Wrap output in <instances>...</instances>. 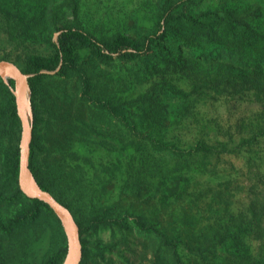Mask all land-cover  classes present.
I'll list each match as a JSON object with an SVG mask.
<instances>
[{"label": "rangeland", "instance_id": "374dc122", "mask_svg": "<svg viewBox=\"0 0 264 264\" xmlns=\"http://www.w3.org/2000/svg\"><path fill=\"white\" fill-rule=\"evenodd\" d=\"M78 1L76 19L71 14L73 0H0V61L12 62L23 71L29 55H52L66 24L81 23L102 38L118 32L145 36L156 29L163 6L180 0ZM248 5L250 15H258L252 23L264 26V0L186 1L175 13L206 19L210 12L223 15L226 7L244 10ZM167 48L177 47L162 40L154 52L131 60H100L85 48L67 75L43 72L34 95L27 81L23 87L36 137L33 169L75 212L88 250L79 264H159L155 234L138 231L135 219L152 226L153 232L183 224L186 234L198 238L209 222L206 216L225 208L224 196L220 203L214 200L227 180L235 205L254 200L249 192L264 191V177L259 182L255 174L264 172V137H260L237 154L225 152L221 158L199 161L185 157L191 168L183 181L188 192H167L165 184L180 173L182 161L141 135L148 126L141 121L148 105L177 110L173 89L176 84L185 87L183 80H176L179 73L167 68ZM15 86L13 77L0 75V110L4 111L0 114V220L4 222L27 205L15 193L10 171L9 157L23 142L22 125L11 114L12 106L16 107ZM259 114H264V106L253 100L228 109L226 118L234 123L240 115L257 120ZM199 163L205 173L195 170ZM197 211L205 219L191 215ZM180 212L188 217H175ZM60 222L43 209L9 231L0 229V264H44L48 255L67 246L64 264L70 246Z\"/></svg>", "mask_w": 264, "mask_h": 264}, {"label": "trees", "instance_id": "16d2710c", "mask_svg": "<svg viewBox=\"0 0 264 264\" xmlns=\"http://www.w3.org/2000/svg\"><path fill=\"white\" fill-rule=\"evenodd\" d=\"M186 1L193 0H180L167 6L165 4L156 29L141 37L118 32L112 37L102 38L81 23L66 24L60 29L54 44L55 52L50 56L31 54L26 58L23 68V72L29 75L28 85L34 95L43 70L67 75L77 64L79 51L82 49H91L100 60H131L154 52L162 40L171 42L177 48L165 50L168 57L165 59L168 61L167 68L176 71L177 75L179 73L176 80H183L182 84L185 85L180 87L176 84L173 89L178 109L157 110L156 105L150 103L141 116L142 124L148 125L141 135L155 148L164 150L172 157L177 155L182 161V165L177 168L180 173L165 184L167 192L178 195L188 192L187 184L183 181H186L185 172H190L191 168L185 157L199 161L213 156L221 158L225 152L237 154L246 148L244 146L252 145L257 139L264 137V114H259L257 120L240 115L234 123L226 118L228 109L247 101L256 100L264 106V26L254 24L251 20L258 18V15H250L249 5L244 10L226 7L222 9L223 15L213 11L209 14L211 17L206 19L175 13V8ZM79 9V1L73 0L71 14L76 19ZM245 11L247 12L244 13ZM255 11L261 12L259 8ZM172 51H176L177 56ZM145 100L149 101L151 98ZM3 113L0 110V114ZM11 114L15 121L19 120L21 123L17 106H12ZM35 140L33 132L30 169L41 188L54 195L50 186L33 169ZM185 149L190 152L183 154ZM9 161L15 181V193L27 205L6 222L0 220V229L9 231L15 225L37 217L43 209L61 224L60 218L47 203L26 196L20 189V148L12 153ZM200 165L201 163L195 170L204 172ZM213 171L215 172L214 169ZM220 174L221 172H216L217 176H221ZM255 174L259 182L264 177L261 170H256ZM252 188L256 189L257 186ZM227 190H230L228 180L216 192L215 197L218 199L214 200L220 203L224 196L225 208L206 216L209 222L198 238L190 237L194 234H186L189 231L185 230L183 224L153 232L152 226L147 227L140 219L134 220L138 231L147 235L155 234L159 264H264V191L249 192L255 195L254 200L248 199L247 204L241 206L235 205L229 198L233 196V192ZM56 198L71 210L76 220L73 208L59 197ZM177 215L188 217L182 212L175 214V217ZM191 215H197L198 220L205 219V214L200 211ZM76 222L79 226L80 223ZM79 235L85 256L88 250L80 232ZM66 251L67 246L61 247L48 255L44 264H61Z\"/></svg>", "mask_w": 264, "mask_h": 264}, {"label": "water", "instance_id": "95a60500", "mask_svg": "<svg viewBox=\"0 0 264 264\" xmlns=\"http://www.w3.org/2000/svg\"><path fill=\"white\" fill-rule=\"evenodd\" d=\"M43 70L42 72H46ZM56 72V71H55ZM0 75L11 76L16 81L15 98L19 118L23 129V142L20 149L19 186L24 194L30 198H37L47 203L63 222L69 236L70 252L64 264H79L83 255V247L78 232L76 220L71 210L60 202L51 192L44 190L38 184L30 169V150L33 139V127L29 112L23 99V82H28L25 74L14 63L0 61ZM25 88V87H24Z\"/></svg>", "mask_w": 264, "mask_h": 264}, {"label": "bare ground", "instance_id": "6f19581e", "mask_svg": "<svg viewBox=\"0 0 264 264\" xmlns=\"http://www.w3.org/2000/svg\"><path fill=\"white\" fill-rule=\"evenodd\" d=\"M24 86H26V84H24V82H23V87H24Z\"/></svg>", "mask_w": 264, "mask_h": 264}]
</instances>
